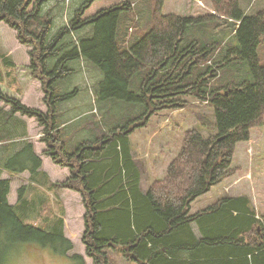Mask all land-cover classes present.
<instances>
[{"label":"trees","instance_id":"16d2710c","mask_svg":"<svg viewBox=\"0 0 264 264\" xmlns=\"http://www.w3.org/2000/svg\"><path fill=\"white\" fill-rule=\"evenodd\" d=\"M49 2L0 0V21L17 32L22 44L33 48L30 67L44 82L50 112L28 107L0 91V100L12 107L6 115L0 110V133L17 112L36 117L46 134L44 154L68 166L71 175L63 182L50 180L41 171L42 159L31 142L5 159L2 168L12 175L30 171L47 191L68 188L81 193L86 207L82 238L94 264H112L107 250L118 247L146 264H264V214L258 215L249 195L225 196L202 213L190 214L196 199L232 173L237 144L251 138L252 127L264 124V65L258 52L264 10L249 15L234 0H212L218 13L181 16L164 14V0H156L148 31L121 47L120 17L133 10V0H81L69 21H58L54 6L44 9ZM221 15L238 23L232 22L230 33L216 39L208 33L217 31ZM83 31L74 40V34ZM233 37L237 44L225 40ZM239 60L248 62L251 79L226 82L220 72ZM79 61L100 75L94 86V108L101 109L103 103L105 115L112 107L128 115L110 130L106 120L95 121L93 139L83 140L73 151L61 150L56 109L80 89L63 92L57 84L80 71L71 66ZM186 95L212 109V115L198 118L200 126L213 133L206 137L203 130H191L164 179L143 191L131 134L153 115L179 108ZM10 188L11 179L0 177V264L25 244L63 254L72 250L58 213L43 214L44 225L29 222L41 217L30 213L34 205H42L40 213L47 208L48 193L30 203L23 187L18 203L12 205ZM72 258V264H84L82 255Z\"/></svg>","mask_w":264,"mask_h":264},{"label":"rangeland","instance_id":"374dc122","mask_svg":"<svg viewBox=\"0 0 264 264\" xmlns=\"http://www.w3.org/2000/svg\"><path fill=\"white\" fill-rule=\"evenodd\" d=\"M60 1L50 0L44 9H49L54 6V15L58 21L61 18L62 21H69L74 15V9L81 5V0H63L62 5L57 6ZM234 1L249 15H254L264 10V0ZM165 2L166 0L162 3L161 10L164 14L201 16L217 12V8L212 0H167L166 4ZM154 3H156V0H139L138 3L134 2L132 4L133 10L125 11L123 16L120 17V24L117 31L119 37L118 44L121 47H125L123 45L124 42L130 40V42H135L142 36L141 34L148 31L147 29L152 25L150 24V16L155 6ZM59 7H62L61 10ZM147 11L148 14H146ZM232 22L238 23L232 18L221 15L217 31H209L208 34L214 36L216 39L223 37L227 33H230L228 30H231ZM191 32L196 31L191 30ZM83 33L84 31L79 34L75 33L74 40H77ZM16 34L17 32L9 24L0 21V75L2 77L0 91L3 94L19 99L22 104L28 107L39 109L45 114H50L47 111L48 105L45 101L47 93L43 86L44 82L34 75L30 67V51L33 48L29 45L22 44ZM225 40L228 42L230 40L232 43L236 42V44L238 43L234 37ZM258 52L260 64L264 65V36L262 37ZM73 65L80 71L76 70V74L71 76L69 80L60 81L57 84L59 90L63 92H71L76 86L80 89L78 95L74 96L70 101L58 105L56 109V118L58 119V123L61 124V127L58 129L62 131V134L59 133L61 143L58 145L61 150L67 149V151H73L75 149L74 147L85 139L94 138L91 129L95 121L104 122L106 120L107 130H110L111 128L109 126L114 127L118 120L128 115V112L126 113V111L118 107H112V109L107 111V115H105L106 110L102 109L103 103H100L101 109L94 108V86L99 80L100 75L93 68H89L87 64L83 65L81 61L73 62L71 66ZM232 65L229 68L225 67L223 72H220L226 82L236 81L239 83L244 81V78L246 80L251 79L247 61H235ZM181 99L184 101L179 108H167L153 115L148 119L149 122L146 126L136 128L131 134V136L133 135L131 142L133 158L139 168L142 169L141 171H143L142 184L146 189H149L154 182L164 179L169 165L180 153L185 137L191 130H203L202 133L206 137L213 133L210 130H205L199 124L200 120L198 116L202 114H213L212 109L207 106L206 102L189 95L182 96ZM116 103L122 102L113 100V104ZM0 105H2L0 106V110L3 109L2 113L5 115L12 109L3 100H0ZM13 117L9 123L5 124L7 127L0 134V172L4 170L2 168L3 161L21 149L24 143L30 142L28 138H25L28 136L25 132L29 130V125H31V131L35 133V136L30 137L35 142L37 148L39 147L38 149H40L43 146L42 150L44 151L48 148L47 143L43 141L46 135L44 133V126L39 124L36 117L23 115L19 112L14 114ZM17 126H19L20 134H16L15 136L14 129ZM55 131L56 133L58 132L57 130ZM42 150H39V154H44ZM44 156L45 167L49 163L53 166L55 164L58 166V175L62 177V180L57 182L66 181L71 173L70 168L57 164L49 155L44 154ZM168 160L169 163L166 166ZM163 166H166L165 169H162ZM232 169L231 174L222 179L210 192L206 193L202 198H199L197 204L191 207V215L202 213L208 206L214 205L222 197L246 194L251 197L258 215L264 214V124L259 127H252L251 138L237 144ZM41 171L43 170L41 169ZM30 174V171L27 170L11 175L15 176L13 178V187L15 190L12 193L14 201L16 202L15 204L19 201V191L23 187L28 199L27 201L30 203L35 200L36 196H42V193L36 190L40 183L34 181L33 176ZM31 181L35 183H31ZM62 196L61 194V198ZM50 197L48 199V209L46 208L43 213L41 212L42 214L40 213V210L42 211L43 208L41 207L42 205L38 207L34 205L30 213L38 214L41 217L36 219L31 218L29 222L34 224L43 223L42 225H44L43 214L52 215L56 213L60 214L59 212L61 210L69 211L72 215L71 220L67 217L68 226L66 227V223L63 226L66 238L72 240V250L70 249L67 253L63 254L52 251L50 247H44L38 244H25L21 250L16 249L13 250L15 252H12L11 255L8 254L9 258H7L5 264H72L74 261L72 257L75 254L83 256L82 263L94 264L93 258L87 253V247L82 238L86 229L84 225L86 207L81 193H70V198L65 196L66 199L64 197L61 199L63 201L59 200L58 193L57 195L52 194ZM61 204L64 206V209ZM194 227L195 233L199 235L198 227L196 225ZM119 248H110L107 250L112 264H146L136 261L134 254L121 251Z\"/></svg>","mask_w":264,"mask_h":264},{"label":"crops","instance_id":"0c3cea01","mask_svg":"<svg viewBox=\"0 0 264 264\" xmlns=\"http://www.w3.org/2000/svg\"><path fill=\"white\" fill-rule=\"evenodd\" d=\"M138 1L139 0H133V2H137L138 3ZM171 1V0H170ZM172 1H177V0H172ZM166 2H167V0H166ZM166 2H165V4H166ZM169 3V2H168ZM0 106H2V105H0ZM5 110H8V109H5ZM2 117V115H0V118ZM29 125V124H28ZM15 136H16V134H20L19 133V126H17V127H15ZM32 129H31V125H29V130L28 131H26L25 132V134L26 135H28L27 137H25V138H28V140H30V142L33 144V146H34V151H35V153L36 154H38L40 157H41V159H42V170L44 171V172H46L47 174L46 175H48L49 176V178H50V180H52V181H55V182H57V181H61L62 180V177H60L59 175H58V173H59V171H58V166H56V164L53 166V165H51L50 163L45 167V156H44V154H39L40 152H39V150H42V147H40V149H38L37 148V146L35 145V142H33L32 141V139H31V137L30 136H35L34 134V131H31ZM1 134V133H0ZM133 136V135H132ZM132 136H131V142H132V140H133V138H132ZM240 143V142H239ZM238 143V144H239ZM132 146V145H131ZM132 150H133V148H132ZM42 151H44V150H42ZM42 153H44V152H42ZM43 155V156H42ZM168 163H169V160H168V162H167V164H166V166H168ZM165 166V167H166ZM165 167L163 166L162 167V169H165ZM66 168V167H65ZM59 169H62V168H59ZM142 169H140L139 171H141ZM27 171V170H26ZM25 172V171H24ZM162 172H164V171H162ZM22 173V172H21ZM69 173H70V171H69ZM69 173H67V174H69ZM0 177L1 178H3V179H6V178H9V179H11V191H10V194H9V196H8V199H9V201L8 202H10L12 205H16L15 203V201H14V196H12V193H14V187H13V178L15 177V176H11L12 174L8 171V170H3V172H0ZM141 175H142V180H141V186H142V190L143 191H147L148 189H146V188H144L143 187V171H141ZM69 176H70V174H69ZM17 177V176H16ZM31 183H34L33 181H31ZM43 186H39L38 185V187H37V189L36 190H39L42 194L44 193V192H47L48 193V197L49 198H51L50 197V195H57V193H58V196H59V200H61V199H63V197H64V199H66L65 198V196H67V197H69L70 198V193H74V192H76V193H78L77 191H75V190H71V189H67V188H62V189H56V190H49V191H47L45 188H42ZM41 189V190H40ZM61 194L63 195L62 196V198H61ZM206 194V193H205ZM204 194V195H205ZM204 195H202V196H200L199 198H202ZM199 198L198 199H196L193 203H192V206L193 205H195V204H197V202H198V200H199ZM14 201V202H13ZM17 201V200H16ZM50 201H52V200H50ZM61 201H63V200H61ZM62 205V204H61ZM191 206V207H192ZM62 207H63V209H64V206L62 205ZM64 211V210H63ZM60 212H62V210L60 211ZM62 213H64V214H58V215H61L62 216V218L64 219V223H66L65 225H66V227L68 226L67 224H68V220H67V217L71 220V214L69 213V211H64V212H62ZM67 215V216H66ZM64 225V224H63ZM76 235V234H75ZM74 236V235H73ZM71 240V239H70Z\"/></svg>","mask_w":264,"mask_h":264}]
</instances>
